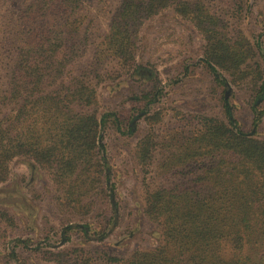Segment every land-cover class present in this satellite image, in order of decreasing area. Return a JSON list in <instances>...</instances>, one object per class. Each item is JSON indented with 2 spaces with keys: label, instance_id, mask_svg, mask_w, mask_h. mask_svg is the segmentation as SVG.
Masks as SVG:
<instances>
[{
  "label": "rangeland",
  "instance_id": "374dc122",
  "mask_svg": "<svg viewBox=\"0 0 264 264\" xmlns=\"http://www.w3.org/2000/svg\"><path fill=\"white\" fill-rule=\"evenodd\" d=\"M27 1L0 0V119L13 114V104L1 102ZM186 1L188 10L167 6L141 18L130 52L122 56L105 48L121 0L85 3L88 31L85 45L79 44L83 33L77 37L79 55L53 84L23 94L50 104L58 81L75 88L77 79L94 89V99L66 113H41L51 123L40 132L52 131L49 139L59 145L48 161L38 162L30 153L6 160L0 181V264H112L108 257L127 259L166 246L162 226L146 212L147 196L201 176L217 157L232 160L209 151L202 136L205 120L228 121L226 102L236 127L264 141V0ZM208 49L230 66L228 71L216 67L217 78L205 61ZM68 51L53 54L54 67H61V53ZM103 113H112L118 127L112 120L99 126L100 140L91 148L83 139L62 148L57 135L74 115L95 114L99 122ZM42 135L41 148L47 133ZM145 142L150 158L143 166L138 158ZM192 154V162L173 165ZM181 248L186 249L171 251ZM221 250L230 256L229 244Z\"/></svg>",
  "mask_w": 264,
  "mask_h": 264
},
{
  "label": "trees",
  "instance_id": "16d2710c",
  "mask_svg": "<svg viewBox=\"0 0 264 264\" xmlns=\"http://www.w3.org/2000/svg\"><path fill=\"white\" fill-rule=\"evenodd\" d=\"M87 1L26 2L19 18L21 34L17 40V54L1 102L5 106L13 104V114L4 117L11 121L8 124L0 119V181L5 178V162L11 156L30 153L35 160L43 162L58 149L59 145L49 139L55 136L52 131L40 132L51 123L42 112L48 114L56 109L66 113L72 105L93 102L94 89L84 87L77 79H73L77 82L75 88L66 85L64 80L58 81L56 95L51 97L50 104L43 103L44 100L34 101L23 94V91L53 84L54 78L64 76L65 66L79 55L77 50L81 42L85 45L88 31V27L83 28L82 13ZM167 6L183 11L190 8V3L186 0H121L105 36L107 51L118 56L129 54L131 35L140 24L139 20ZM79 34L80 45L77 42ZM63 48L69 51L61 53V63H57L61 67L56 68L53 54ZM208 51L205 61L215 77L216 67L228 71L230 66L225 57ZM261 98H264V89ZM224 106L228 121L207 118L202 136L210 152L224 154L232 160L217 157L208 161L201 176L187 179L186 184L152 191L147 196L146 212L162 226L166 246L151 252H137L127 259L108 257L112 264H264V141L249 137L237 128L228 103ZM112 116V113H103L98 122L95 114L74 115V121L65 126L60 137L57 135L60 145L66 148L83 139L91 148L100 140L99 126L104 127L112 120L118 127L117 119ZM46 133V144L41 148L39 140ZM12 144L13 151H10ZM148 144L145 142L139 147L138 159L143 166L150 158ZM58 153L63 155L64 151ZM187 157L186 161L180 159L172 163L185 165L192 162L194 155ZM154 199L160 202L155 204ZM179 201L182 206L178 205ZM86 228L84 232L87 233ZM223 243L230 245L228 258L222 253ZM171 247L172 250L186 249L172 253Z\"/></svg>",
  "mask_w": 264,
  "mask_h": 264
}]
</instances>
